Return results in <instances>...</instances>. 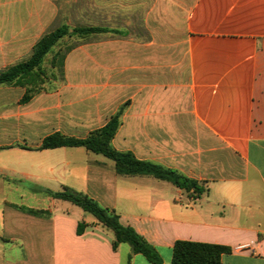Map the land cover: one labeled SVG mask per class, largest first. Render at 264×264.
Here are the masks:
<instances>
[{
  "label": "crops",
  "instance_id": "crops-1",
  "mask_svg": "<svg viewBox=\"0 0 264 264\" xmlns=\"http://www.w3.org/2000/svg\"><path fill=\"white\" fill-rule=\"evenodd\" d=\"M63 5L68 20L55 0H0V72L26 60L61 17L109 30L65 38L60 46L82 41L62 66L44 62L48 78L29 101L25 86L0 85V240L22 248V264H152L127 243L114 250L111 231L48 192L68 187L115 211L161 264H171L177 241L230 248L222 264H264V0ZM121 109L113 148L185 176L197 191L119 175L84 147L39 149L55 133L85 138ZM11 194L40 198L28 208L47 213L23 212L2 199Z\"/></svg>",
  "mask_w": 264,
  "mask_h": 264
},
{
  "label": "trees",
  "instance_id": "trees-1",
  "mask_svg": "<svg viewBox=\"0 0 264 264\" xmlns=\"http://www.w3.org/2000/svg\"><path fill=\"white\" fill-rule=\"evenodd\" d=\"M108 31L106 28L90 26L71 27L67 24H62L55 30L44 34L35 44L31 55L26 60L0 72V85L14 83L25 86L26 93L22 101H29L36 92L43 88L48 78L47 68L44 67L47 56L53 53L48 59L51 69H56L58 65L62 66L65 49L60 45L65 38L76 36L80 39H86L91 34ZM71 48L72 46L68 50ZM122 110L113 115L104 127L91 132L85 138L66 137L55 133L46 137L39 149L84 147L88 151L103 155L112 160L115 165V171L119 175L152 176L162 181L171 182L181 189L190 190L194 188L197 191V183L185 176L160 165L138 160L130 152H119L113 148L112 140L121 124L120 117ZM48 192L54 199L69 201L79 206L85 213L91 214L98 224L111 231L115 238L113 243L114 250L117 249L120 243H127L131 246L134 254H142L152 264L162 263V259L156 249L133 228L123 226L120 223L119 215L115 211L101 207L95 200L84 193L68 187L60 192ZM16 207L25 213L36 216L47 213L43 210H36L25 206L16 205ZM85 227V223H80L77 230L78 234H81ZM229 252L231 250L226 246L177 241L173 246L171 264H222V256Z\"/></svg>",
  "mask_w": 264,
  "mask_h": 264
},
{
  "label": "rangeland",
  "instance_id": "rangeland-1",
  "mask_svg": "<svg viewBox=\"0 0 264 264\" xmlns=\"http://www.w3.org/2000/svg\"><path fill=\"white\" fill-rule=\"evenodd\" d=\"M56 2H58V6L61 7V13L62 10L68 8L69 6H65L63 5V2H65V0H55ZM67 11V10H65ZM60 16H64L65 19H69L66 14L63 12ZM62 19H64L63 17L60 18V22L58 21V25H62V24H66V21H63ZM69 22V24L71 26H79V25H91L93 22L90 21H75V20H71V21H67ZM82 40H78V39H71L68 43H65L67 46H63V48L65 50H68L69 47L74 46L76 44H79ZM57 49V48H56ZM53 54V53H52ZM52 54L49 55V57L46 59L47 64H48V59L50 58V56H52ZM22 194V191H21ZM21 194H18L17 196L14 194H11L10 196H3V200L9 201L11 203L14 204H18V205H24L26 207H36V205L39 203V199L38 197H34V196H30V195H25L22 196ZM46 199V197H45ZM47 201V200H46ZM6 205L4 203H2V211L5 210ZM79 208V207H77ZM80 210V209H79ZM59 212H57V210L54 212L53 216L58 215ZM86 216H88L89 218H93L92 215L85 213ZM8 218V217H7ZM3 219H4V213H3ZM24 220H28L26 218H23ZM8 220V219H7ZM10 220V219H9ZM8 220V224L9 227L12 226L10 225V221ZM4 222V221H3ZM3 226L0 225V235L3 234V227L4 224H2ZM125 246H129V245H125ZM24 257L23 255V251L22 248L18 247V248H11L10 244H5L0 240V264H22V258ZM30 263V262H28ZM41 263V262H40ZM32 264V262L30 263Z\"/></svg>",
  "mask_w": 264,
  "mask_h": 264
},
{
  "label": "built area",
  "instance_id": "built-area-1",
  "mask_svg": "<svg viewBox=\"0 0 264 264\" xmlns=\"http://www.w3.org/2000/svg\"><path fill=\"white\" fill-rule=\"evenodd\" d=\"M250 249V245H241L237 247L238 251H244Z\"/></svg>",
  "mask_w": 264,
  "mask_h": 264
}]
</instances>
